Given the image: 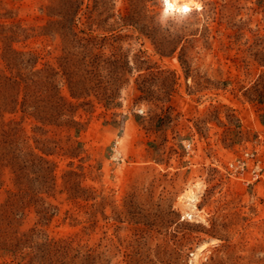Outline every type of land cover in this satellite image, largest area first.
<instances>
[{"label": "rangeland", "instance_id": "374dc122", "mask_svg": "<svg viewBox=\"0 0 264 264\" xmlns=\"http://www.w3.org/2000/svg\"><path fill=\"white\" fill-rule=\"evenodd\" d=\"M52 1L0 0V22L35 28L15 47L36 49L42 61L56 62L61 38L40 33ZM135 1L149 9L147 21L154 19L161 36L182 37L178 48L161 54L133 27L110 37L93 25V35L110 37L106 50L112 52L111 43L121 47V60L132 69L119 105L107 108L95 99V106L79 108L77 116L86 122L80 155L61 150L50 158L57 163L59 188L66 170L81 167L83 183L95 190L97 201L104 197L106 215L99 211L98 221H89L93 200L83 207L59 192L48 197L59 210L44 227L74 238L76 246L104 251L111 264H264V103L247 95L264 74V0H193L198 4L187 11L171 9L165 0ZM82 2L78 30L87 32L88 15L99 20L109 9L117 17L134 5ZM142 59L147 61L138 67ZM142 84L152 99L139 97ZM63 93L69 96L67 87ZM34 124L23 121L33 143L40 136ZM67 133L48 135L66 146ZM238 159L248 164L242 174ZM257 160L261 169L254 170ZM9 186L0 187L1 201ZM190 191L196 195L192 206L185 198ZM36 220L32 209L22 227ZM9 262L0 256V264Z\"/></svg>", "mask_w": 264, "mask_h": 264}, {"label": "trees", "instance_id": "16d2710c", "mask_svg": "<svg viewBox=\"0 0 264 264\" xmlns=\"http://www.w3.org/2000/svg\"><path fill=\"white\" fill-rule=\"evenodd\" d=\"M127 12L116 13L105 9L106 15L97 20L88 15L89 32L78 30L82 0H53L44 11L48 21L41 26V34L61 38L62 54L57 61H42L40 51L17 48L16 41L27 39L30 28L21 21L0 22V39L5 68L0 72V187H8V197L0 200V256H8L9 264H111L104 251L75 245L74 238L51 235L44 226L58 213L59 206L48 197L66 192L79 206H88V220L97 222L99 211L105 214V199L97 201L98 194L83 183L84 171L74 167L63 173V187L59 188L57 163L50 155L64 151L78 157L83 147L79 140L86 122L77 116L81 106H95V99L107 108L120 104L121 88L132 69L121 60V47L113 43L112 52L106 50V40L117 36L116 31L133 27L150 37L161 54L170 55L178 48L181 38L161 36L159 27L146 6L135 0ZM111 9V8H110ZM100 11L98 14L101 15ZM104 32L93 35V25ZM116 41V39H115ZM141 56V54L139 55ZM185 65L182 55L179 56ZM147 60L142 59L138 67ZM67 87L69 96L63 93ZM139 97L152 99L151 89L142 84ZM252 100L264 103V74L247 94ZM19 116V117H18ZM264 116V114H263ZM35 122L34 143L23 121ZM67 131V145L49 132ZM8 176V182L6 180ZM35 210V224L23 228L29 211Z\"/></svg>", "mask_w": 264, "mask_h": 264}, {"label": "bare ground", "instance_id": "6f19581e", "mask_svg": "<svg viewBox=\"0 0 264 264\" xmlns=\"http://www.w3.org/2000/svg\"><path fill=\"white\" fill-rule=\"evenodd\" d=\"M198 4L197 1H193V0H167L166 5L171 8V9H175V10H189L192 9L193 5ZM188 200L187 205L188 206H192V201H194L196 199V195L193 191H190L189 193H187L186 197Z\"/></svg>", "mask_w": 264, "mask_h": 264}, {"label": "built area", "instance_id": "2783aa9c", "mask_svg": "<svg viewBox=\"0 0 264 264\" xmlns=\"http://www.w3.org/2000/svg\"><path fill=\"white\" fill-rule=\"evenodd\" d=\"M230 164H231L232 166H234L235 162H230ZM254 165H255V166H254V170H256V169H261V167H260V160H257V162H255ZM246 166H248L246 160H244V159H238V160H237L236 168H239L238 171H239L241 174L243 173V170L246 168ZM257 172H258V171H257ZM256 175H258V173H257Z\"/></svg>", "mask_w": 264, "mask_h": 264}, {"label": "snow or ice", "instance_id": "6c2138e0", "mask_svg": "<svg viewBox=\"0 0 264 264\" xmlns=\"http://www.w3.org/2000/svg\"><path fill=\"white\" fill-rule=\"evenodd\" d=\"M165 2L167 3V0H165ZM185 11H187V9H185Z\"/></svg>", "mask_w": 264, "mask_h": 264}]
</instances>
